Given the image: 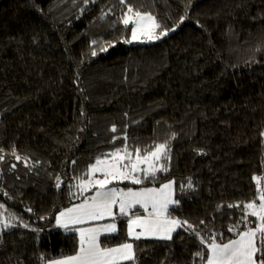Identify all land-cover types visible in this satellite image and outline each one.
<instances>
[{"label":"trees","instance_id":"1","mask_svg":"<svg viewBox=\"0 0 264 264\" xmlns=\"http://www.w3.org/2000/svg\"><path fill=\"white\" fill-rule=\"evenodd\" d=\"M127 4L172 31L154 44L127 45L132 26L121 22L127 8L119 0H0V203L5 217H19L16 227L0 229V264L74 254L78 237L56 228L54 217L80 202L70 196L75 178L125 143L131 151L168 142L169 171L158 173L155 185L133 187L174 181L180 201L172 216L206 238H235L229 227L243 203L258 197L264 0ZM126 221L119 218L118 233L104 236V246L129 241ZM134 246L135 264H200L202 246L184 229L171 240Z\"/></svg>","mask_w":264,"mask_h":264},{"label":"snow or ice","instance_id":"2","mask_svg":"<svg viewBox=\"0 0 264 264\" xmlns=\"http://www.w3.org/2000/svg\"><path fill=\"white\" fill-rule=\"evenodd\" d=\"M85 2L87 3V0ZM119 2L127 8L121 22L125 27L132 26L131 39H126L125 43L137 40L143 42L144 39L160 40L172 31L162 29L155 16L134 9L127 4V0ZM95 43L93 41V44ZM100 50L106 51L107 48L102 46ZM96 54L94 50L92 55ZM111 130L117 131L115 126ZM172 138H175L174 134ZM123 139L127 141V135ZM12 156L18 161L24 160L27 166V158L17 155L15 151L12 152ZM3 159L4 157L0 156V161ZM170 160L168 142L156 144L149 149L137 147L131 151L125 143L122 148L97 157L95 163L88 165L85 175L76 177L75 185H69L70 196L80 202L60 210L54 217L56 228L76 234L78 237L76 250L74 254L62 255L60 258L45 260L42 256L44 264H129V262L135 264L136 248L131 241H139L142 238L171 240L173 233L178 229H184L198 238L202 247L195 255L199 258L200 264H264V184H262L264 178L253 177L258 193L256 200L243 203L242 208L240 204L227 205L228 208H241L243 215L228 229L234 233L235 238L227 239L226 242H222V234H219L221 239H218L215 232L206 238L189 221L172 216L170 208L179 204V200L174 197V181L169 180L159 187L138 189L118 186L125 181L132 185H143L150 181L155 185L157 174L169 171L166 162ZM72 163L75 164V161ZM15 167L13 164L12 168ZM62 184L63 181L57 176L55 186L59 189ZM187 186L192 188L191 180ZM72 188H75V191H71ZM89 192L92 194L85 195ZM0 210H3L0 211V229L16 227L13 221L19 217L14 213H9L5 217L7 210L2 203ZM138 210H142V214ZM118 218H127L129 241L114 247L104 246L101 237L118 233L116 222ZM40 219L46 220L48 217L41 216ZM102 221L109 222L101 223ZM200 223L203 224L204 221ZM20 224L24 228H30V225L22 220ZM240 225H243V228Z\"/></svg>","mask_w":264,"mask_h":264},{"label":"rangeland","instance_id":"3","mask_svg":"<svg viewBox=\"0 0 264 264\" xmlns=\"http://www.w3.org/2000/svg\"><path fill=\"white\" fill-rule=\"evenodd\" d=\"M177 30V29H176ZM164 37V36H163ZM163 37L160 39V40H153V41H148V40H146V39H144V41L143 42H141V41H139V40H137V41H133L132 43H127V45H137V44H154V43H157V42H159V41H161L162 39H163ZM143 39V38H142ZM86 178V177H85ZM119 187H121V188H129V187H131V188H134V189H138V188H140V187H133V186H135V185H132L131 183H129V182H127V181H125V182H123V183H121V184H119L118 185ZM143 187H145V186H143ZM156 187H159V186H156ZM174 189H175V192H174V197H175V199H177V200H179L180 201V195H178V197H177V189H176V186L174 185ZM74 191H75V188H74ZM89 193H91V192H89ZM89 193H85V195H91V194H89ZM175 206V205H174ZM173 207V206H172ZM141 214H142V210H138ZM251 219H255V218H251ZM118 221H119V218L117 219V226H118ZM107 222H109V221H102L101 223H107ZM127 222V221H126ZM254 226V225H253ZM126 229H127V226H126ZM63 230V229H62ZM179 230V229H178ZM177 230V231H178ZM176 233V232H175ZM175 233H173V235L175 234ZM104 236H102L101 237V241H102V238H103ZM142 239H144V240H159V239H155V238H142ZM141 239V240H142ZM131 242H133L134 243V241H131ZM112 247H114V246H112Z\"/></svg>","mask_w":264,"mask_h":264}]
</instances>
